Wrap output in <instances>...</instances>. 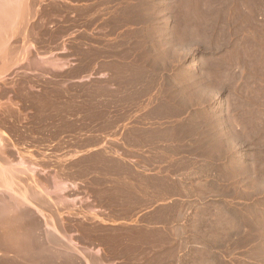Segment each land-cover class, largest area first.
Listing matches in <instances>:
<instances>
[{"label": "rangeland", "instance_id": "374dc122", "mask_svg": "<svg viewBox=\"0 0 264 264\" xmlns=\"http://www.w3.org/2000/svg\"><path fill=\"white\" fill-rule=\"evenodd\" d=\"M170 2L172 39L164 59L171 60V77L189 86H172L170 103L161 102L168 88H155L142 108L173 115L156 119L166 129L153 134L171 138V149L132 157L181 172L184 184L177 188L186 199L139 223L131 219L139 201L132 184L115 180L111 192L99 193L91 185L108 179L91 164L102 159L83 156L84 134L96 126L98 111L136 110V96L95 82L68 83V72L53 69L64 57L53 55L59 40L84 10L55 0H0V135L6 142L0 165L23 158L38 169L33 178L14 175L29 190V202L13 200L5 210L0 264H78L73 242L85 264H264V0ZM6 7L12 14L3 13ZM70 11L75 18L63 23L71 26L61 25V14ZM70 48L80 57L76 43ZM86 175L96 176L89 188ZM60 183L63 194L56 192ZM156 185L144 203L158 199ZM84 190L92 201L78 198ZM173 190L166 183L163 192ZM84 209H92L90 217Z\"/></svg>", "mask_w": 264, "mask_h": 264}, {"label": "crops", "instance_id": "0c3cea01", "mask_svg": "<svg viewBox=\"0 0 264 264\" xmlns=\"http://www.w3.org/2000/svg\"><path fill=\"white\" fill-rule=\"evenodd\" d=\"M55 1L69 9L76 8L77 11L83 9L84 14L82 18L76 14L77 26L69 28L66 35L59 40L60 47L53 52V55L64 57L57 59L58 62H55L53 69L68 72L66 78L68 83L98 82L93 84L106 87L111 93L115 91L123 94L132 93L136 96L135 101L140 105L136 110H103L102 108L95 115L99 121L90 132L84 134L83 156L101 157L100 162L91 165L100 168V178L108 179V183L102 182L98 186H93L92 182L96 176L86 175L84 186L89 188L92 184L91 187L103 194L113 190L112 181H119L125 186L131 183L132 189L135 190V192L131 191L132 197L139 200L131 219H138L141 223V217L148 215V221H152L153 214L160 216L164 209L169 206H180L186 199V195L177 188L184 184L183 178L180 177L181 172L165 171L161 165L140 161L141 157L145 159L151 152L171 149L173 146L171 138L166 140L162 137H153L155 131L162 132L166 129L156 126L155 120L171 119L173 115L145 110L142 109L143 105L151 102L150 99L155 97V88H168V97L162 93L161 102L170 103L172 86H189L187 79L177 80L171 77L173 70L171 60L164 59V49L171 45L172 39L171 2L170 0ZM63 18L73 21L75 14L72 11L63 12L59 18V21H62L61 25L69 27L71 25L63 23ZM91 20L93 23L87 26L86 23ZM55 24L56 21L53 27ZM72 43L77 44V54L80 57H74L70 48ZM101 99L102 96H97L98 101ZM137 119L145 121H136ZM89 138L95 143L88 144ZM132 155L141 157L134 158ZM152 180L157 183L156 189L162 192L157 196L156 201L144 203L142 200L144 194L152 193ZM166 183L173 186V192L169 194L163 192ZM78 198L92 201L91 198H87L86 190L84 195ZM80 205V200L75 202L72 209L75 215H79L76 209ZM94 212L98 214L101 210L94 209ZM90 213L92 209L83 210L84 217H90ZM73 243L69 246L72 251V262L85 264L86 256L77 255L76 242Z\"/></svg>", "mask_w": 264, "mask_h": 264}, {"label": "bare ground", "instance_id": "6f19581e", "mask_svg": "<svg viewBox=\"0 0 264 264\" xmlns=\"http://www.w3.org/2000/svg\"><path fill=\"white\" fill-rule=\"evenodd\" d=\"M4 1V0H3ZM6 2V1H5ZM5 2H2L3 4L5 3ZM1 3V4H2ZM14 4H16V3H14ZM18 4H16V6H17ZM19 5H21V4H19ZM3 7H5L4 5H2ZM7 6V5H6ZM10 6V5H9ZM8 7V6H7ZM4 8L3 10H4V12H3V10H2V12L7 16L8 14H10V12L12 11V10H10L9 8ZM10 7H12V5L10 6ZM18 7V6H17ZM12 9H13V7H12ZM15 9V8H14ZM13 9V10H14ZM17 9V8H16ZM13 12V11H12ZM12 12H11V14H12ZM14 12H16V10L14 11ZM19 12V11H18ZM9 21V20H8ZM153 30V29H152ZM151 30V31H152ZM7 31V30H6ZM3 33H6V32H3ZM2 35V34H1ZM5 49V48H4ZM1 52V51H0ZM152 63V62H151ZM147 69V68H146ZM136 73V72H135ZM151 92V91H150ZM141 97V96H140ZM6 142H5V140L3 139V137L0 135V150H5V146H6V144H5ZM2 150V151H3ZM1 152V151H0ZM1 154V153H0ZM110 155V154H109ZM3 160V159H2ZM121 160V159H120ZM4 161V160H3ZM11 163V162H10ZM120 163V162H119ZM33 164V163H32ZM32 164H29V162H26V160H24L23 158H19L17 161H16V163H14V164H12V165H5V163H3V165L1 166L0 165V205L1 206H3L4 207V209H3V211H0V226H2V227H4V228H6L5 226H4V222H7V224H8V219L6 220V212H5V210L7 209V207H8V205H9V203H11L13 200H15L17 203L18 202H24L25 203V205H26V202H27V204H28V202H29V200H28V197L29 196H27L26 195V193L27 192H29V190H27V192H26V190H25V188H23V186L22 187H20L19 185H16V183H15V181L17 180H15L14 179V175H18L19 174V176H20V174H22V176H25V175H27V176H30V177H32L33 178V176L35 175V173L37 172V167L36 166H34V164L32 165ZM131 172V171H130ZM18 176V177H19ZM26 176V177H27ZM30 177H27V178H29L30 179ZM15 180V181H14ZM20 181V180H19ZM31 181V180H30ZM60 182V181H59ZM18 184V183H17ZM22 185V184H21ZM53 185V184H52ZM27 186V185H26ZM121 186V185H120ZM36 187V186H35ZM125 187V186H124ZM27 188V187H26ZM29 188V187H28ZM57 190H56V192H58V194H59V192L61 193V194H63L64 192H65V190L67 189L66 188V186H65V184H63V183H60V184H57L56 185V187H55ZM30 189V188H29ZM36 190V189H35ZM31 191H32V188H31ZM47 191V190H46ZM67 191V190H66ZM33 192V191H32ZM46 194V193H45ZM44 195V194H43ZM54 195H56V194H54ZM32 197V196H31ZM47 197V196H46ZM50 197V196H49ZM15 201H13V205L14 204H16V203H14ZM66 202V201H65ZM63 203V202H62ZM23 204V203H22ZM11 205V204H10ZM10 205H9V207L8 208H10ZM20 205V204H19ZM24 205V204H23ZM68 205V204H67ZM17 206V205H16ZM49 206V205H48ZM13 207V206H12ZM11 209V208H10ZM58 209V208H57ZM11 212H13V211H10V213ZM91 214V213H90ZM7 218H9L8 216H7ZM22 218V217H21ZM9 221H10V218H9ZM3 224V225H2ZM6 225V224H5ZM48 225V224H47ZM50 225V224H49ZM22 227V226H21ZM29 227V226H28ZM1 228V227H0ZM4 228H1V230L2 229H4ZM23 228H25V227H23ZM5 231V230H4ZM4 231H2L3 233H5ZM34 231H36V230H34ZM0 234H2L1 232H0ZM53 234V233H52ZM2 236V235H1ZM1 236H0V239H1ZM4 237V236H3ZM32 238V237H31ZM37 239V238H36ZM6 240V239H5ZM4 240V241H5ZM32 240V239H31ZM48 240V239H47ZM7 241V240H6ZM21 241V240H20ZM35 241H37V240H35ZM40 241V240H39ZM49 241H50V239H49ZM78 248V247H77ZM46 251V250H45ZM74 251V250H73ZM41 252V251H40ZM76 253H78V252H76ZM79 255V254H78ZM37 261V260H36Z\"/></svg>", "mask_w": 264, "mask_h": 264}]
</instances>
